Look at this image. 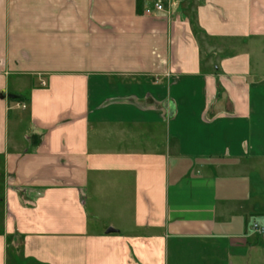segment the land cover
<instances>
[{"label":"crops","instance_id":"obj_1","mask_svg":"<svg viewBox=\"0 0 264 264\" xmlns=\"http://www.w3.org/2000/svg\"><path fill=\"white\" fill-rule=\"evenodd\" d=\"M154 1L0 0V264L264 262V0Z\"/></svg>","mask_w":264,"mask_h":264},{"label":"built area","instance_id":"obj_2","mask_svg":"<svg viewBox=\"0 0 264 264\" xmlns=\"http://www.w3.org/2000/svg\"><path fill=\"white\" fill-rule=\"evenodd\" d=\"M163 2L162 1H160V0H155L154 2H153V8H154V10H156V11H161V10H163ZM151 8H149V7H145V9H144V13L145 14H150L151 13ZM40 84L42 85V86H45L46 84H45V81H41L40 82ZM22 107H24V105H22ZM252 228L257 232V233H259L260 235H262V234H264V223H259V222H254L253 223V225H252Z\"/></svg>","mask_w":264,"mask_h":264},{"label":"rangeland","instance_id":"obj_3","mask_svg":"<svg viewBox=\"0 0 264 264\" xmlns=\"http://www.w3.org/2000/svg\"><path fill=\"white\" fill-rule=\"evenodd\" d=\"M264 175V173H263ZM264 184V183H263ZM258 188H261L260 190H262L263 194H264V185L263 187H261V185L259 184L258 185ZM260 216H254V217H251V226H250V230L253 234H255V236L263 243V249L261 250V254L264 256V234L260 235L259 233H257L253 228H252V225L254 222H259V223H264V216L261 217L259 219ZM264 264V262L262 263Z\"/></svg>","mask_w":264,"mask_h":264}]
</instances>
